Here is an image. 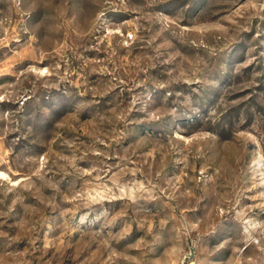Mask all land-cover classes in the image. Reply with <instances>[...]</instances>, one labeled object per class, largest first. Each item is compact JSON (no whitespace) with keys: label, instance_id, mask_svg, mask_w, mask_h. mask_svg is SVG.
Listing matches in <instances>:
<instances>
[{"label":"rangeland","instance_id":"1","mask_svg":"<svg viewBox=\"0 0 264 264\" xmlns=\"http://www.w3.org/2000/svg\"><path fill=\"white\" fill-rule=\"evenodd\" d=\"M0 172V264H264V0H0Z\"/></svg>","mask_w":264,"mask_h":264},{"label":"bare ground","instance_id":"2","mask_svg":"<svg viewBox=\"0 0 264 264\" xmlns=\"http://www.w3.org/2000/svg\"><path fill=\"white\" fill-rule=\"evenodd\" d=\"M41 70V71H45ZM1 174H3L2 172H0V176ZM214 198V197H213ZM214 203V199L211 198L210 203ZM245 212L244 209H238V213L240 216H242V214ZM248 225H244V229H246V231H248V233H244L246 236L251 237V243H250V247L254 248L255 250H257V246H259V240L256 237H253V228L255 225V222L253 220H248ZM237 244L238 241L237 240H233V247L231 249V254L229 255V257L226 259L225 263L223 264H254L255 260L253 259H247L245 258V253L243 252H238L237 253ZM237 253V254H236ZM263 256V255H262ZM192 263V262H190Z\"/></svg>","mask_w":264,"mask_h":264}]
</instances>
